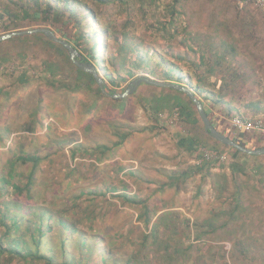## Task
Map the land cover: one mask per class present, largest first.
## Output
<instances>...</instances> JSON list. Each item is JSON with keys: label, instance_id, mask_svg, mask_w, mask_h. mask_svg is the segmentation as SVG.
<instances>
[{"label": "rangeland", "instance_id": "374dc122", "mask_svg": "<svg viewBox=\"0 0 264 264\" xmlns=\"http://www.w3.org/2000/svg\"><path fill=\"white\" fill-rule=\"evenodd\" d=\"M37 1L45 6L42 0H0V36L49 29L86 57L116 93L138 77L186 83L172 69L177 68V56L185 53L183 46L190 45L192 34L203 45L201 37L209 30L231 56V69L241 75L242 94L264 98V19L252 4L106 0L99 7L87 0H46L55 10L46 5L49 11L40 19ZM88 7L98 17L91 29L85 17ZM76 19L79 27L74 29ZM82 28L87 38L78 41ZM94 43L104 61L100 66L89 56ZM90 82L45 37L0 42V209L25 213L28 219L41 208L63 216L87 234L100 235L119 264L139 250L162 212L173 214V244L175 238H184L187 246L193 241L192 226L203 220H195L194 211H206L230 179L229 154H220L192 116L186 117L194 108L183 95L154 93L141 85L118 106L95 100ZM192 133L200 148L189 153L177 141ZM256 141L255 147L261 143ZM213 160L219 163L202 167ZM241 161L252 162L245 156ZM253 161L245 175L259 180L264 157ZM176 177L178 186H171ZM259 188L264 195V185ZM25 189L30 192L25 194ZM165 226L159 230L167 238ZM20 235L28 239L26 223ZM159 252L156 246L150 250L153 262L160 261ZM8 256L1 255L0 264H22Z\"/></svg>", "mask_w": 264, "mask_h": 264}, {"label": "trees", "instance_id": "16d2710c", "mask_svg": "<svg viewBox=\"0 0 264 264\" xmlns=\"http://www.w3.org/2000/svg\"><path fill=\"white\" fill-rule=\"evenodd\" d=\"M87 1H90L93 4H97L99 7L104 6L108 2L106 0H87ZM137 1L143 3L144 1L147 0H137ZM174 1L176 3L179 2V0H174ZM42 3H44L45 6L40 4L38 1L35 3L36 6L35 8L37 9L36 12L39 11L40 19H43L45 12L49 11V9L55 10V8L51 7V5H49V3L46 0H42ZM46 5H49L50 8L48 9ZM85 12H86L85 17L87 19V23L89 26L87 28L91 29L90 24H92L94 20L96 23H98V17L96 15L95 10H93L91 7H88V9L85 8ZM24 14L31 19L32 15L29 13V11L24 12ZM48 21L49 18L44 19V22H48ZM78 25H79V19H76V22H74L73 24L74 29H77L79 27ZM83 29L84 28L80 30L82 32L77 37L78 41L79 39L83 40L84 38H87V32ZM35 35L45 37L42 34H35ZM216 42L222 43L220 40L219 41L217 39L213 40V44H215ZM51 43H53L54 46L59 47L65 52L67 61L76 71L88 77V79L91 81L90 83L96 89L95 100L98 101L99 99H103L108 101H114L118 104V106H122L123 104H125L124 102L127 99L124 100L114 99L103 95L97 83L95 82L94 78L91 75L80 71L77 67H75L72 64V62L69 59L68 51L60 44L54 43L52 41ZM88 52L90 59L93 61L94 64L100 66L104 62L101 57L100 50L98 49V43H96V45L94 43V45L91 47V49H89ZM79 55L81 57L82 62L89 63L86 57H83L81 53H79ZM172 69L175 71V73L177 72V68H172ZM236 75H240V74L237 72L233 77H235ZM177 79L179 80V78ZM232 81L233 83L234 82L236 83V80H232ZM239 81L241 83L243 82L242 79H240ZM104 84H105V89L108 93L110 94L116 93L115 91H112L109 85H107L105 82ZM142 85L150 87L151 90L154 91V93H169L172 96L179 94V95H183L187 99V101L193 106L194 113L192 115L191 112H188L185 114L186 117L188 115H190V117L192 116L191 121L192 122L194 121L198 123L199 126H201L205 137L208 138V140L214 142V144H216L215 148L220 154L221 153L224 154V152H226V154H229L227 156L228 158L227 160L229 161L227 162V164H229L228 169L230 170L231 176H233L234 178H238L240 175L246 176L245 170L249 171V169L246 166H243L242 168L239 166V162L243 163V161H241L242 157L245 156L246 158H249V160L251 161L264 157V155L250 156V155L241 154L234 148L224 146L219 142H217L216 140L212 139L204 131L203 124L196 112L194 105L190 100H188L185 94L169 88L148 86L145 84ZM231 88L232 87H230V89ZM234 90L235 89L232 88V92H234ZM128 98H130V96ZM90 107H92V105ZM179 138L180 139L177 141L178 147L183 148L189 153H193L199 150L200 143L196 141L197 138L193 136V133L191 136H189V139L188 137H183V136H180ZM237 141L242 146L248 148V146L244 145V143L240 142L239 140ZM262 147H264V144L260 143V145L254 147V149H258ZM235 162H237L238 165H234ZM216 163H219V161L213 160L210 161L209 163L203 164L202 167L204 168L205 165L208 167L211 165L213 167L214 164ZM260 167H262V164L260 165ZM200 170L201 169L198 168V171ZM252 172H255V170H253ZM249 175L250 174L247 173L246 177L243 176L242 177L246 179H252L249 177ZM177 177L176 179L174 178L173 181H171L170 184L171 186H178ZM262 177L259 178V182L261 183V181H263V185H264V176ZM263 185L261 184V186ZM221 186L222 187H220L218 191H216L217 198L222 199V197H225V195L233 196L232 199L226 203L227 207L233 204V207L235 209H244L243 208L244 205L246 206L249 205L247 206L249 207L248 208L249 210H255L254 208L250 207L251 202L246 198V196L240 193L242 191H246L248 193L249 187L247 185H245L244 187H239L240 190L239 188L234 189L235 190L234 192H230V189L232 187H230L231 185L228 186L227 183H224ZM12 188H14L15 191L20 190V193L23 191L16 185H13ZM24 191L25 194L30 192L29 189H25ZM123 200L125 199L123 198ZM247 202L248 204H246ZM144 208L147 214V207ZM157 214L158 213H156V215ZM155 220L156 221H154L155 223H153L152 226L150 227L148 234L144 237V240L141 243L139 250L138 251L135 250L133 256L132 255L127 256L125 258L126 259L125 263H121V264H153V263L154 264H176V263L226 264L224 261L225 251H221L219 249L218 251L217 250L213 251V249H211L207 244L202 245L200 243H195V240H193L191 243L185 246L183 243L184 238H181V240L175 238L174 239L175 244H173V239H171L169 236V234L173 232L172 229L175 228V224L173 222L174 217L172 213L162 212L156 216ZM70 222H71L70 220H67L63 216L53 215L46 212V210L43 208L35 211V213H33L32 218L30 219L27 218L25 213L20 215L16 211H6L5 209H0V256L3 255L4 253L8 254L9 259L16 260L18 262H21L22 264H119L115 256L105 246V243L103 245V239L100 235L95 236V235L87 234L83 230L78 229L75 225L71 224ZM197 222L199 225L203 226V223L201 221H197ZM204 222L206 224L207 220H205ZM25 223L27 224V229L29 230V235L27 240H25L24 237L21 235L20 238L17 237V235L21 233L22 226ZM163 224L166 225L164 227V230L166 229V233L168 235L167 238L162 237L160 234L161 231L159 230V227ZM54 233L57 235L56 239ZM187 234H189L188 231ZM87 237L90 239H87ZM199 237L200 236L198 235L196 240ZM149 239L151 240V242L150 245H147ZM177 241L178 244H176ZM155 246L158 249H162V252H159L158 254V258L159 256H161L162 260L160 259L158 263L153 262V260L149 256L150 250H153ZM74 248L76 249V253L73 252Z\"/></svg>", "mask_w": 264, "mask_h": 264}, {"label": "crops", "instance_id": "0c3cea01", "mask_svg": "<svg viewBox=\"0 0 264 264\" xmlns=\"http://www.w3.org/2000/svg\"><path fill=\"white\" fill-rule=\"evenodd\" d=\"M201 38L203 45L196 43V36L192 34L191 39L187 38L190 45L183 46L185 53L182 56L178 54L177 73L187 78V82L177 81V84L188 86L193 91L217 131L239 140L249 149H254L258 142L251 136L236 132L230 121L239 116L261 119L264 122V98L257 93L254 96L242 94L243 83L239 81L240 75L233 77L236 73L231 69L232 58L224 51L223 43L213 44L216 38L213 39L214 36L209 30ZM232 80H236V83ZM228 87L234 88V92L227 94ZM195 91L201 93V97ZM235 163L234 165H238ZM252 164H255L254 161L239 162L241 168H248ZM228 179L231 192L245 185L249 187L248 193H240L246 196L251 202L250 207L255 210H249V205H244V209H235L233 204V208L227 207L226 203L233 196L225 195L222 199L216 197L206 211H194V219L203 218V226H193V240L195 243L207 244L213 251H225L226 264H264V195L257 192L263 181L260 183L255 178L246 179L242 175L238 178L230 176ZM198 235L200 237L196 240Z\"/></svg>", "mask_w": 264, "mask_h": 264}, {"label": "water", "instance_id": "95a60500", "mask_svg": "<svg viewBox=\"0 0 264 264\" xmlns=\"http://www.w3.org/2000/svg\"><path fill=\"white\" fill-rule=\"evenodd\" d=\"M35 34H42L50 41L62 45L68 51L69 59L72 62V64L75 67H77L80 71L91 75L94 78L95 82L97 83L103 95L110 97V98H114V99H124L132 95L137 90V88L142 84H145L148 86L161 87V88H169V89L181 92L185 94L188 100H190L192 104L194 105L196 112L203 124L204 131L212 139L216 140L217 142H219L220 144L224 146L234 148L241 154L250 155V156L264 155V147L258 148V149H248L242 146L240 143H238L236 139L229 138L228 136L217 131L215 127L211 124L210 120L208 119L206 112L203 108V104L195 96L193 91L188 86L153 81V80L148 79L147 77H138L134 79L133 81H131L122 93L110 94L106 91L104 81L98 75L97 70L94 67V65L90 63L82 62L80 55L67 42L62 41L59 38H57L54 35V33L50 31L49 29L35 28V29L27 30V31H16V32L8 33V34L0 36V42L7 41L11 39L12 37L35 35Z\"/></svg>", "mask_w": 264, "mask_h": 264}, {"label": "built area", "instance_id": "2783aa9c", "mask_svg": "<svg viewBox=\"0 0 264 264\" xmlns=\"http://www.w3.org/2000/svg\"><path fill=\"white\" fill-rule=\"evenodd\" d=\"M238 6L244 4L254 5L261 13L264 19V0H233ZM232 128L238 133L246 135L251 134L253 139H256L264 144V122L261 119H251L246 117L235 116L231 119ZM250 136V135H249ZM205 156H208L205 154Z\"/></svg>", "mask_w": 264, "mask_h": 264}]
</instances>
